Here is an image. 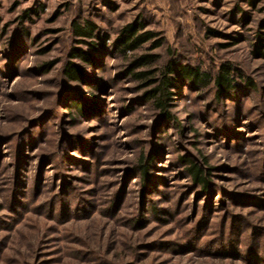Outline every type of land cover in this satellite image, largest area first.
I'll return each mask as SVG.
<instances>
[{
    "label": "rangeland",
    "instance_id": "374dc122",
    "mask_svg": "<svg viewBox=\"0 0 264 264\" xmlns=\"http://www.w3.org/2000/svg\"><path fill=\"white\" fill-rule=\"evenodd\" d=\"M0 264H264V0H0Z\"/></svg>",
    "mask_w": 264,
    "mask_h": 264
},
{
    "label": "trees",
    "instance_id": "16d2710c",
    "mask_svg": "<svg viewBox=\"0 0 264 264\" xmlns=\"http://www.w3.org/2000/svg\"><path fill=\"white\" fill-rule=\"evenodd\" d=\"M74 32L77 36L85 37V38H93L94 36V27L87 23L86 27L82 28L79 25H74ZM152 34L150 33H144L138 35L137 29H134L133 26H128L123 31V44L120 47V50L125 53L131 49H138L139 46H141L143 43L149 41L152 38ZM74 58H79L81 60L86 61V63H91V59L89 57H86L82 52L76 51L75 54H73ZM143 59V58H142ZM143 65L149 63V58L143 59ZM173 63L171 65L167 66V70L162 75V78L157 83V87L153 88L148 96V100L152 101L155 109L160 111L162 115L165 117L169 116V108L171 106L172 101V93L169 92V88L172 84V79L166 72H169V74L173 71ZM65 75L67 76V79L71 81H78L82 82L86 77L83 74V72L73 64H70L65 69ZM136 79L142 81L146 80L148 85H151L153 82L152 79L149 80L148 78L150 76L147 72L142 73H136L133 75ZM180 77L183 79H188L191 81H195L196 83L204 86L208 85L211 77L207 74L201 73L199 70L191 69V68H185L182 70ZM177 78V77H176ZM235 80L234 74L232 73V68L228 65H224L221 69V71L218 73L216 79H215V85L217 88L218 94H220L222 91H230L235 87ZM246 84L251 88H253L251 80H246ZM73 107L76 109L77 112L82 113L84 110L83 106L81 104H74ZM155 157L151 156L148 159H141L139 161V164L137 165V169H139L140 173L143 175V178H146L148 175V171L151 168L152 163L154 162ZM186 165H188V174L191 177V179L198 185H203L206 187L208 183L207 174L203 171V169L197 165L192 160H185Z\"/></svg>",
    "mask_w": 264,
    "mask_h": 264
}]
</instances>
